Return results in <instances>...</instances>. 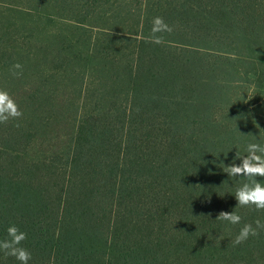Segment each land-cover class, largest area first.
Segmentation results:
<instances>
[{"label": "trees", "instance_id": "trees-1", "mask_svg": "<svg viewBox=\"0 0 264 264\" xmlns=\"http://www.w3.org/2000/svg\"><path fill=\"white\" fill-rule=\"evenodd\" d=\"M115 1L77 0L76 5L84 9L94 4H116ZM162 6L164 21L176 10L178 18L186 21L193 20H189L191 14L211 19L217 12L218 15L227 12L232 16V25L226 32L216 27L209 36L192 35L186 37L189 38L186 42L165 41L161 45L152 43L151 37L143 34L132 37L138 32L147 34L152 27L148 23L140 25L141 29H136L135 33H128V37H116L123 48L140 46L142 51L136 53L133 49L127 57L113 56L112 66L98 65L101 70L95 69V72L102 78L92 84L101 88V97L106 94L107 98L110 94V100L100 110L101 116L80 114V121L72 123L70 139L61 151L53 149L61 144L59 135L49 133L50 127L67 120L61 119V108L65 106L59 101L65 98L71 109L67 87L50 82L44 74L21 84L13 75L8 78L5 73L0 74V89L11 95L23 113L19 120L0 124V221L5 212H9L3 224L15 225L13 214L19 212L23 216L20 225L26 227L27 232L38 228L31 235L32 244H50V251L57 245L53 254L56 264H63L61 249L81 253L83 259L93 258L98 264H183L186 261L191 264H264V231L241 245L232 244L235 238L228 234L229 229L237 235L244 224L254 227L255 222L247 215L258 211L237 207L235 192L246 181L229 177L221 163L225 167L233 162L239 165L236 154L246 156L249 143L264 146V125L257 121L259 115H264V0H163ZM184 22L179 20L174 25L181 31ZM15 47L18 46L10 48L0 42V69L15 60ZM146 47L159 50L167 47L169 56L161 50L162 56H167L163 57L167 64L158 62L155 66L145 54ZM102 55L98 58L102 59ZM60 70L59 67L54 69L53 74H67ZM141 74L153 77L158 86H168L164 92L153 94L152 99L147 100L146 94L138 93L134 81ZM126 77L136 86L135 92L123 98L121 94L126 105L116 108L111 100L120 97L115 96L112 89ZM68 84L66 81L65 85ZM171 92L174 95L170 96ZM135 100L147 105L155 102L156 107L150 105L146 112L156 111L163 116L169 111V119L160 122L161 127L152 114L134 122L135 113L140 109V106L133 108L131 103ZM221 106L222 112L218 111ZM215 107L217 111L212 114ZM141 129L143 133H139ZM66 137L69 136L66 134ZM51 140L58 144L50 147V157L40 158L35 152ZM95 170L98 172H93ZM125 170L127 180H123ZM193 172L203 174L204 181H199ZM150 178L153 186L145 187L144 183ZM258 179L264 183V179ZM102 180L104 184L98 185ZM209 183H214L211 189L219 190L224 197L217 195L208 201L203 194L200 200L194 199V191L189 196L183 194L190 186L205 189ZM21 189L28 191L25 201L20 197ZM127 191L138 203L125 199ZM154 192L159 201L155 205L156 219H150L149 213L135 204H148L152 199L145 201L144 197ZM33 200H40L39 205H34ZM193 206L197 208L204 236L199 239V245L191 244L182 254L175 255L167 227L174 231L173 241H176L177 224L172 218H176L180 226L187 225ZM39 207L43 211L56 209L57 219L66 214L76 217L82 209L83 220L89 218L83 230L94 236L93 245L86 248L83 244H74L70 239L74 232L69 230L66 233L55 228L50 233L45 232L42 221L36 218ZM233 210L242 217L239 225L216 220L220 212ZM260 212L264 223V211ZM98 218L93 229L88 230L90 220ZM152 220L159 222L157 228ZM4 239L7 232L0 230V240ZM215 244L218 246L210 251L209 246ZM257 244L258 251L251 249L250 245ZM185 254L189 260L185 256L183 259ZM7 258L13 257H5L0 251V263ZM50 258L47 256L48 264Z\"/></svg>", "mask_w": 264, "mask_h": 264}, {"label": "rangeland", "instance_id": "rangeland-1", "mask_svg": "<svg viewBox=\"0 0 264 264\" xmlns=\"http://www.w3.org/2000/svg\"><path fill=\"white\" fill-rule=\"evenodd\" d=\"M76 3L77 0H0V42H5L10 48H12V46L14 47V45L18 46L15 47V50L13 51L15 60L11 61L8 66L4 65L3 68L0 69V74L5 73V76H9L8 78H10L12 75V66L19 63L22 65L23 73L20 76L21 78H17L19 80L18 83L20 82L19 84L26 83L27 81H30V79L33 80L34 78H38L39 75L44 74V76L49 77L50 82L53 81L57 85L58 83H61L65 88L67 87L66 93L67 96H69L68 100H71L73 106L70 105V109L65 98L59 100L62 102V107L65 106V108H61L62 117H60L63 121L65 118L67 120L56 126H52L53 129L50 127L51 131L49 134L59 135L60 137L59 143L61 144L60 146L53 148L55 151H61L66 147L71 136L70 133L73 131L71 127L72 123L79 122L83 112L87 114L88 117L101 116V111L104 109L106 102L110 100V94H107V98L106 94L101 97V88L92 84V81H95V79L98 80L102 78V75L95 72V69L97 71L101 70V68H98V65L104 63L107 66H112L114 61L111 62V59H113V56L116 58H120L122 55L127 57L132 54L133 49L136 53L142 51V49L140 50V46L134 48V46L131 45L126 46L127 48H123L119 38L116 37H128V33H135L136 29H141L140 25L143 23L152 25V21L155 17H162L163 19L166 17L162 11L163 0H116V4H94L93 6L88 5L84 9L77 8ZM172 15L173 16L170 15L171 17L168 16V21L165 22L172 27V29L175 27V31H172L171 33H163L164 41L186 42V40L189 39L186 37H192V35L193 37H203V35L209 36L215 32L214 29L216 27L221 31L226 32L228 27L232 25L230 23L232 16L227 12L219 15L217 12L211 19L202 16L194 17L191 14L189 18V20L193 19L191 21L179 19L178 17L180 16L178 15L177 10L172 12ZM179 20L185 21L181 31L177 25H174L179 22ZM194 20L206 24H195L192 22ZM218 22H220L219 25ZM237 23H239V21ZM198 26L199 28H197ZM151 29L152 27L147 30V34L138 32L136 33L138 35L132 37H140L139 35L142 34L151 37ZM228 36L229 35H227V37ZM12 43L14 45H12ZM114 47L117 49L114 50ZM144 50L147 51L145 54L149 55L155 66L158 62L161 65L167 64L163 59V57L167 58V56L170 55L167 47H160V50L146 47ZM161 50L164 51L167 56H162L163 54L161 53ZM119 52L121 55H119ZM99 54H103L102 59L98 58ZM69 57L72 60H70ZM56 59H60V61H55ZM58 67L59 69L61 68V72L67 74L54 75L53 71L54 69H58ZM61 76L67 77L65 80H62ZM69 77H72V82L68 80ZM66 81L69 83L68 85H65ZM134 81L138 93L146 94L147 100L152 99L151 95L153 94L157 96L160 92H164L168 86H158L153 77H146L145 74L138 75ZM81 82H84L82 88L80 87ZM136 86L133 82H130L127 77L126 80L121 78V81L114 85L112 92H115V96L119 94L120 97V99L111 100H114L113 103L116 105V108L121 105L122 107L126 105V102L121 99V94L122 98L126 97L127 94H134L135 91L133 88ZM90 88L91 90L88 92L87 90ZM238 90L244 92L242 88H238ZM171 95H174V93L171 92L170 96ZM154 103L155 102L152 103L151 101L148 102L147 105L140 100H135L131 103L133 108L140 106V109H137L139 111L135 113L133 121H141L144 115L147 116L152 114L156 116L158 127H161L162 125L160 122L169 119L168 117L171 113L168 111L163 116H160L159 112L156 111L152 113L146 112V108L150 105L156 107ZM226 107L227 106H225V108ZM215 111H217V107L212 111V114ZM218 111L222 112V106L219 107ZM263 116V114L262 116L259 115L257 121H260L264 125ZM139 133H143V130L141 129ZM66 134L69 137H66ZM63 140L64 142L62 143ZM53 143L58 144V141L54 142L51 140L50 142L45 143L44 147L37 150L35 153L43 159L50 157L49 155L52 153L50 147L52 145L56 146ZM111 171L112 168L110 167L109 174L106 178L108 181L110 180ZM93 172H98V170ZM122 172L126 173L123 180H127L128 171L125 170ZM193 175L196 176L199 181H204L203 174L193 172ZM151 181L152 178L145 182L144 186L149 188L152 187L153 185ZM97 184H104V180L98 181ZM213 185L214 183H209L205 185L209 186L205 189L203 188L204 186H199L198 189L190 186L183 194L189 196L190 193L194 191V199L200 200L203 194L208 201L214 200L217 195L224 197L222 193H219V190L211 189V186ZM26 194H28L27 189H21L20 197L23 201H25L24 196ZM144 198L145 201L149 200V198L152 200L146 205L135 204V206L140 208L141 211L148 212L150 219H156L154 213L155 205H157L159 201L158 197L154 192L150 196H145ZM125 199L129 201L134 199L135 202L137 201L136 197L130 191H127ZM32 202L34 205L38 206L40 200H33ZM223 203H225L224 200ZM210 205H212L211 207L214 206L211 203ZM192 210L194 212H190L188 218L189 222L185 226H180L179 221L176 218H172L177 224L175 227L177 233L176 241H173L175 235L174 231L171 229L169 230L170 226L167 227L169 231L170 247L173 248V253L175 255L178 253L182 254L191 247V244L199 245V239L204 236L205 232L202 231L201 225H199L196 206H193ZM82 215L83 210L80 209L76 217L74 214H66L62 219H57L56 209H54V211H43L41 207H39V215L36 218L38 221H42L43 230L45 232L50 233L55 228L57 231L63 230L66 233H68L67 230L72 231L74 232L70 235L72 242L74 244H83V246L87 248L93 245L94 236L83 230V227L88 224L89 218L87 221H84ZM8 216L9 212H5L3 221H0L1 232H7L8 227L4 226L3 223ZM247 216H251L254 222L257 219L261 221L263 213L258 211ZM13 217L16 218L13 222L15 223V226L21 231L27 233V239L22 243V247L26 248L31 253L32 259L29 261V264H48L47 256L49 255L51 257L49 264H56L54 263L53 254L55 253L57 245L56 247L53 246L52 251H50V244H32L33 241L31 235L32 233H36L38 228H33L31 231L27 232V228L20 225L23 216L16 211L14 212ZM98 220L99 218L94 221L90 220L89 224L91 227H89L88 230H92ZM222 223L226 224L225 222ZM24 224L25 223H23V225ZM152 225L157 228L159 222L157 220H152ZM228 234H230V236L234 235L235 238V232L231 233L230 229ZM151 236L154 237L155 235ZM167 239L168 237H166V241ZM217 246L218 245L216 244L215 246L211 245L209 246V250L211 251V249ZM250 247L256 251L259 250L258 244L257 246L250 245ZM60 254L63 256V264H98V260L95 261L93 258L83 259V254H77L74 251L61 249ZM184 256L186 260L190 259L187 254L183 255V259H185ZM85 257L87 256L85 255ZM262 263H264V260ZM0 264H19V262L13 257L7 258V260ZM183 264L191 263L186 261ZM231 264H234V262Z\"/></svg>", "mask_w": 264, "mask_h": 264}, {"label": "clouds", "instance_id": "clouds-1", "mask_svg": "<svg viewBox=\"0 0 264 264\" xmlns=\"http://www.w3.org/2000/svg\"><path fill=\"white\" fill-rule=\"evenodd\" d=\"M173 31L162 17H155L152 21L151 42L156 45L163 44V33H171ZM22 65L17 63L12 66V75L19 78L22 75ZM23 113L11 95L3 89H0V124H6L10 120H19ZM247 155L239 156L236 159L240 161L239 165L233 162L229 166H224L223 171L232 178H243V183L235 192L237 207L250 208L255 211H264V183L260 179H264V146L259 143H249L247 145ZM236 207V208H237ZM219 221L225 222L227 225L236 226L241 223L242 217L234 210L229 212H220L217 216ZM264 231V223L259 219L255 221V227L252 224H244L235 239L232 241L233 246L245 243L250 237L259 236ZM27 239V234L20 231L18 227L12 225L7 229V239L0 240V251L5 257H14L19 264H29L32 259L31 253L24 247L22 243ZM108 258L105 257V260Z\"/></svg>", "mask_w": 264, "mask_h": 264}]
</instances>
